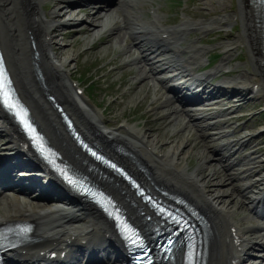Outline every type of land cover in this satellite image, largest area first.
I'll use <instances>...</instances> for the list:
<instances>
[{
    "label": "bare ground",
    "instance_id": "1",
    "mask_svg": "<svg viewBox=\"0 0 264 264\" xmlns=\"http://www.w3.org/2000/svg\"><path fill=\"white\" fill-rule=\"evenodd\" d=\"M80 1L87 0H55L54 9L48 15L41 9L44 0H0V22L3 25L2 29L5 39L4 49L6 50L10 66L16 68L13 70L19 80V86L28 95L26 97V99L28 98L27 101L31 104L33 110H35L42 128L47 130L51 135L50 138L53 144L63 150L65 158L72 163L80 166L82 165L80 163L87 159V157L67 131L64 134L61 133L62 124L59 120L60 116L52 108V103L47 100L48 93H56L72 114L76 116L80 125L84 129L92 131L94 136L91 137V140L105 147L117 141L126 143L134 159L144 163L151 170L155 179L162 183L166 181L171 186L184 189L193 198L199 200L212 215L214 226L216 231H218L213 243L215 253L212 254L216 255L218 251L224 248L222 241L226 239V231H228L225 215L235 213L234 207L236 203L231 204L233 195L229 189L223 187L227 186V179L231 178L218 177V172L214 168L205 176H199L197 170L189 173L187 163H183L181 158V150H183L184 146L189 145L186 140L173 143L167 151L158 154L155 152L160 143L158 135L154 136L146 131L140 135L137 129L132 126L128 128L129 131L126 133L107 128L99 113L90 107L85 98L75 93L70 80L71 72L68 67L74 55L67 53L63 56L57 52L63 45L57 39V34L55 33L67 23H75L77 26H80V24L88 21V18L81 17L79 12L72 11L74 5L80 3ZM132 1L134 0H126L124 5L130 4ZM210 12V9L204 6L199 9L197 15L193 14V16L202 15L207 17ZM100 13L104 14L106 12L102 10ZM235 17L241 18L244 29L242 33H239L235 38L224 44L225 56L220 66L222 67L229 60L239 44H245L250 49L251 58L254 59L255 64L257 63L258 69L264 71L256 32L254 29L251 31L250 26H248L249 22H253V11L248 0H239V10L238 12H234V14L226 13L221 15L220 18L215 17L207 21H183L170 30H162V26L155 20H145L140 14H133L128 16V22L124 23L125 21L123 20V23L126 24L123 30L114 28L112 22H110L111 18L107 17L102 20H91L88 23V28L81 27L69 32L72 31L71 34L77 35L81 32L93 31L94 29L103 31L106 28L112 29L113 27L114 34L122 39L128 33L134 40L136 47L141 51V56L137 57V59L139 62H145L148 65V70L141 66L139 75L145 77L152 74L157 82L164 84L165 88L169 90L179 88L182 92L185 90V94L191 95L195 89L200 88L206 83L203 80L204 74L194 73V69L196 65L205 59L207 47L194 44L192 46H182L181 42L184 41L188 31L193 28L207 30L209 27L230 24ZM162 33H169L170 37L165 40L158 38V35ZM33 41L36 43V49L32 48ZM162 47H165L164 50H162ZM36 50L39 52L38 60L41 63V67H43L45 77L42 88H39L34 83L24 65L25 55L28 53L33 54ZM170 52L173 54L170 55ZM50 74L53 75L51 79L49 78ZM246 81L247 79L244 78V75L226 77L220 81L222 86H215L212 92L216 89L217 93L238 91L239 93L236 96H243L242 92L247 89L245 85ZM144 83L145 80H141L133 90L143 87ZM251 92L249 91V93ZM44 95H46V99ZM175 111L179 113L177 109L172 112ZM187 112L190 113L191 118L195 121L209 116L197 114L191 109L187 110ZM0 118L5 119L4 116H0ZM4 121L0 119V131L2 132L10 130L4 124ZM209 125L214 128L213 123H209ZM202 127L204 126L201 125ZM10 137L11 139L8 142L0 146V151H4L6 153L5 156L16 153L19 149L18 143L20 138L12 135ZM252 138L248 140L240 138L237 141V144H239L238 149H243L242 145L244 143L248 144ZM224 144H220L214 147V149L219 154V159L233 165L236 158L234 160L230 159L231 154H228ZM257 152L259 151L255 150L252 154ZM261 156H263L261 161L264 163V154ZM246 158L247 156L237 158V161L238 163H245ZM257 158V156L249 158L247 162L257 164L259 162ZM202 165L212 167L210 161L208 163L204 161L200 166ZM243 172L254 176H258L259 173V171L255 170V165L246 168ZM230 177L236 178L239 176L231 174ZM259 177L256 182H260L259 185H261L264 183V173L260 172ZM46 178H48L46 179L47 181L52 179L49 175H46ZM52 184L55 186L61 185L57 180H52ZM120 185L124 186L125 184L121 182ZM253 187H255V183L242 186L241 188L252 191ZM16 188L13 187L0 195V222L15 218L34 219L37 222V231L43 239L40 243L48 242L51 244L58 240L65 242L67 237L74 235L75 242L86 237L90 238L89 244L94 245L93 251L95 254L106 253L111 248L110 245H107L110 237L106 236L107 233H112L111 226L93 207L88 204H76L62 199L48 204H41L35 200V197L38 196H33L35 195L34 191L20 193ZM55 189L56 192L60 191L56 187ZM124 189L126 192H130L126 186H124ZM255 194L256 192L253 190L248 197L244 198L243 202L248 201L249 203L251 199L254 202L257 199ZM130 198L132 199L133 196ZM126 201L127 199L123 200V203ZM100 231L104 233L103 237L98 236ZM255 246L263 248L264 237L256 240H253L252 237H247V250L245 254L238 250L219 262L214 261L210 257L209 264H228V262L231 264H246L245 259L250 255V251ZM78 254L74 252L72 256L76 258ZM256 258L259 259L254 264H264V253L263 255L261 253L256 255ZM121 263L122 260H118L109 264Z\"/></svg>",
    "mask_w": 264,
    "mask_h": 264
},
{
    "label": "rangeland",
    "instance_id": "2",
    "mask_svg": "<svg viewBox=\"0 0 264 264\" xmlns=\"http://www.w3.org/2000/svg\"><path fill=\"white\" fill-rule=\"evenodd\" d=\"M120 1L115 0L108 7L111 9L108 14H111L109 16L106 15V18H111L110 22H112V26L114 27H117V25L120 26L121 18L135 13L142 15L144 19L155 18L156 22L162 28L169 30L172 27L178 26L183 21L199 22L215 17L220 18L221 15L226 13L234 14V12H238L239 10V0H184L182 7L180 6L183 0H135L131 3V6L122 5ZM54 2L55 0H44L41 9L49 15L54 9ZM82 4L84 5L74 6L72 11L79 12L81 17L88 18V21H91L100 16L99 12L91 15L94 6L104 5L105 2H94L92 0ZM204 6L208 7L211 11L207 17L202 15L193 16V14L197 15L199 9ZM152 9H155L154 13H152L153 16L150 14ZM113 10L114 12H112ZM248 26L253 31L254 24L252 21L248 23ZM81 27L88 28V24L82 23L80 26L70 24L67 28L63 26L56 31L57 39L63 45L57 52L63 56L67 53L74 55V58L69 62L68 66L71 70L70 78L77 80L85 89L82 97L87 100L92 109L99 113L107 128L126 133L127 129L121 126L127 123L129 126L137 129L140 135L145 131L154 136L158 135L160 143L155 150L158 154L167 151L171 147V144L186 140L189 145L184 146L183 150H181V158L183 163H187L189 173L197 170L199 176H205L214 168L218 172V177L229 178V173H236L238 169H241L238 165H234L235 167L233 168H227L224 165L225 163H221L218 160V156L213 154L212 149L213 146L215 147L220 142H227L232 138H238L246 133L247 135L254 134L264 128V112L259 113L261 108H258L259 104H263L264 106V88L261 90V98L245 103L240 101L242 102V106L240 109L234 111V115L237 116L244 114L242 120L239 121L243 122V125L237 128V118H235L232 124H227L219 129H213L214 132H220L218 137H221L219 139H214L213 136L207 138L203 133L209 130H199L192 119L182 112H171L174 107L178 108L180 104L176 100L164 101L167 99L168 94L163 90L161 83H154L153 79H146L143 87H138L133 90L137 85L135 82L140 79L138 76L140 65H134L132 61L140 52L131 47L133 41L127 34L124 39L118 38L112 33L113 30H109L108 28L106 32H98L94 29L93 31L81 32L77 35L71 34L74 29ZM243 29L241 18L235 17L230 24L214 26L208 31L198 30L196 28L188 31L184 41L181 42L182 46H192L194 44L207 47L206 59L195 68L196 73H203L214 69L225 56L224 44L235 38L239 33H242ZM70 30L72 31L69 32ZM110 36L111 38L108 40ZM92 46L94 47L92 48ZM129 48L132 49L127 52ZM217 52H222V57L216 65H211V67L209 61L213 59ZM28 56L27 58H30L31 54H28ZM27 58H25L24 63L28 62L29 59L27 60ZM261 63L264 65L263 59ZM208 65L210 68L207 69ZM125 69L130 70L124 71ZM261 73H264V71L259 70L257 63L255 64L254 60H251L247 46L245 44H239L233 55L221 68V71L217 75L218 77L212 83L214 85L217 84L224 76L244 75V78L247 79L246 85L249 86L254 82L261 84L263 82ZM91 78L96 81V89L93 90L92 88H87L86 85V81ZM65 107L72 117L75 118L78 128L88 137L93 135L92 131H88L80 125L77 118L66 105ZM254 113L258 114L253 115ZM222 117H217L215 120L221 124L222 121L220 119ZM185 118L191 121L186 122L184 120ZM235 129L237 132L233 136H225L228 131L232 133ZM61 131L62 133L65 132L64 130ZM10 135L12 134L8 131L0 133V146L11 139ZM256 142H262L260 153L264 154V133L251 139L252 144L250 149L258 147L252 146ZM2 152L0 151V154ZM262 159L263 157H259L258 160L261 161ZM204 161L207 163L210 161L212 167H207V165L200 166ZM125 163L132 167L126 160ZM257 164L259 169L264 168L262 161ZM246 166L248 164H243V167ZM254 181L253 176L240 181L227 179V186H223L225 189H229L233 195L231 204L236 203L234 207V219L235 221L240 220L242 225L246 223L245 219L250 215V211L247 203L243 202L245 199L243 198L244 195L241 192L240 185L249 182L253 183ZM37 201L41 204L45 203L41 200ZM251 216H253L252 212ZM253 227L255 228L256 226L254 225ZM248 233L257 235L259 232L255 230ZM252 252L253 254L257 253V251ZM252 261L253 259L249 260L251 263ZM249 262L247 264H250Z\"/></svg>",
    "mask_w": 264,
    "mask_h": 264
}]
</instances>
